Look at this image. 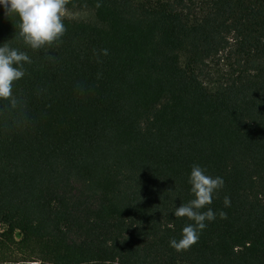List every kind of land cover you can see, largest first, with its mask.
<instances>
[{
    "label": "trees",
    "instance_id": "obj_1",
    "mask_svg": "<svg viewBox=\"0 0 264 264\" xmlns=\"http://www.w3.org/2000/svg\"><path fill=\"white\" fill-rule=\"evenodd\" d=\"M64 8L92 18L34 50L0 7L31 60L0 98V264H264V0ZM194 164L223 186L176 251Z\"/></svg>",
    "mask_w": 264,
    "mask_h": 264
},
{
    "label": "clouds",
    "instance_id": "obj_2",
    "mask_svg": "<svg viewBox=\"0 0 264 264\" xmlns=\"http://www.w3.org/2000/svg\"><path fill=\"white\" fill-rule=\"evenodd\" d=\"M66 0H0V7L5 15L18 18V35L31 49H41L59 39L65 32L62 22ZM24 63H31L30 57L7 44H0V98L12 97V83L24 76ZM192 199L181 203L172 211L175 217H186L192 223L181 228L179 239L170 238L169 246L176 251L186 250L199 238V231L205 228V221L215 219L211 208L204 211L205 205L211 204L215 190L223 186L219 176L207 175L198 164L191 166L187 176ZM225 206L229 200L224 198ZM223 218L225 213L221 211Z\"/></svg>",
    "mask_w": 264,
    "mask_h": 264
},
{
    "label": "rangeland",
    "instance_id": "obj_3",
    "mask_svg": "<svg viewBox=\"0 0 264 264\" xmlns=\"http://www.w3.org/2000/svg\"><path fill=\"white\" fill-rule=\"evenodd\" d=\"M63 17L72 18V19L88 20L92 18V12L89 10L64 8ZM28 263L31 264L34 262H23V263H17V264H28Z\"/></svg>",
    "mask_w": 264,
    "mask_h": 264
}]
</instances>
